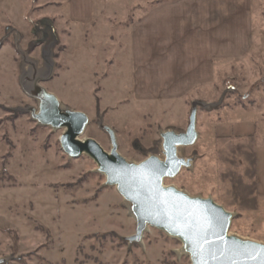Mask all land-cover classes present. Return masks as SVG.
<instances>
[{
    "label": "rangeland",
    "instance_id": "374dc122",
    "mask_svg": "<svg viewBox=\"0 0 264 264\" xmlns=\"http://www.w3.org/2000/svg\"><path fill=\"white\" fill-rule=\"evenodd\" d=\"M161 1L119 0L90 27L76 29L62 21L60 0H0L2 264H191L181 242L163 231L148 227L139 243L123 239L135 230L127 203L104 184L90 157L70 158L60 150L63 129L31 119L27 108H37V101L19 87L24 75H32L25 62L31 61L45 77L40 86L62 107L87 115L81 139L92 137L108 151L101 122L114 130L117 151L127 161L163 158L159 132L184 131L191 101H137L128 70V28ZM254 13L261 20L251 49L217 73L212 102L197 100L207 104L197 109V140L178 149L182 158L193 159L191 167L163 183L211 197L233 215L229 234L264 244V197L245 172L250 165L244 156L261 143L259 134L218 137L213 131L218 121L244 122L235 111L255 107L264 116V0L256 1ZM220 111L231 120H215ZM253 181L254 191L245 197L244 186Z\"/></svg>",
    "mask_w": 264,
    "mask_h": 264
},
{
    "label": "crops",
    "instance_id": "0c3cea01",
    "mask_svg": "<svg viewBox=\"0 0 264 264\" xmlns=\"http://www.w3.org/2000/svg\"><path fill=\"white\" fill-rule=\"evenodd\" d=\"M119 0H60L69 28L90 27ZM257 0H166L155 3L129 31V72L133 98L141 102H212L217 73L243 57L256 35ZM61 21V20H57ZM5 35V34H4ZM232 112V111H231ZM226 113V114H225ZM240 114L244 122L218 121L216 136H251L255 147L256 191L264 197V116L255 107ZM220 111L215 120L227 119ZM253 120H262L257 122ZM230 123V124H229Z\"/></svg>",
    "mask_w": 264,
    "mask_h": 264
},
{
    "label": "water",
    "instance_id": "95a60500",
    "mask_svg": "<svg viewBox=\"0 0 264 264\" xmlns=\"http://www.w3.org/2000/svg\"><path fill=\"white\" fill-rule=\"evenodd\" d=\"M18 52L24 60L23 52ZM43 60L50 71L51 60L48 56ZM25 62L32 67V75H24L19 87L37 101V108L29 107L27 112L39 125L63 129L58 136L60 150L70 158L86 154L96 164V171L104 175V184L115 187L135 222L134 234L123 237L124 240L139 243L143 233L151 227L178 239L182 244L180 249L188 255L191 264H262V242L229 234L231 212L211 197L191 196L163 183L164 179L175 177L182 168L191 167L193 159L182 158L178 149L196 142L197 109L207 107L206 103L191 101L184 131L159 132L163 158L149 155L138 163L129 162L117 151L114 130L101 122L99 127L107 133L111 145L108 151L92 137L81 139L88 122L87 115L62 107L53 93L39 85V80L45 77L37 75L35 64ZM205 219L211 221V230H204ZM251 256L257 259L253 260ZM4 262L5 259L0 258V264Z\"/></svg>",
    "mask_w": 264,
    "mask_h": 264
},
{
    "label": "trees",
    "instance_id": "16d2710c",
    "mask_svg": "<svg viewBox=\"0 0 264 264\" xmlns=\"http://www.w3.org/2000/svg\"><path fill=\"white\" fill-rule=\"evenodd\" d=\"M238 148H242V147L238 146ZM254 154H255L254 150L253 151L250 150V152H245V155H244L245 158L247 159V161L249 162V165H250V167L247 168L245 170V172H246L247 176L251 177V178L255 177V168H254L255 167V155ZM254 183L255 182L253 181L249 185L244 186V188H249L248 192L246 191L245 197L249 195L250 191H254ZM8 230L10 232L15 231L13 229H8ZM14 234L16 235V233H14ZM15 235L13 236V240H12L13 241V249H16V244H17V239H16Z\"/></svg>",
    "mask_w": 264,
    "mask_h": 264
},
{
    "label": "snow or ice",
    "instance_id": "6c2138e0",
    "mask_svg": "<svg viewBox=\"0 0 264 264\" xmlns=\"http://www.w3.org/2000/svg\"><path fill=\"white\" fill-rule=\"evenodd\" d=\"M212 227H213V225H212L211 221L205 219L204 225H203L204 230H211ZM205 243H207V241H205ZM250 258L253 260L257 259L256 256H251ZM262 264H264V256H262Z\"/></svg>",
    "mask_w": 264,
    "mask_h": 264
},
{
    "label": "bare ground",
    "instance_id": "6f19581e",
    "mask_svg": "<svg viewBox=\"0 0 264 264\" xmlns=\"http://www.w3.org/2000/svg\"><path fill=\"white\" fill-rule=\"evenodd\" d=\"M31 68H32V67H31ZM41 72H42V71H39V72L37 71V75H41ZM28 85H29V83L27 84V86H28Z\"/></svg>",
    "mask_w": 264,
    "mask_h": 264
}]
</instances>
